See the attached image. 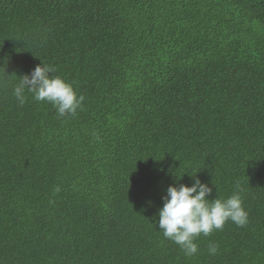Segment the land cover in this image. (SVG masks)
Segmentation results:
<instances>
[{"label": "trees", "instance_id": "16d2710c", "mask_svg": "<svg viewBox=\"0 0 264 264\" xmlns=\"http://www.w3.org/2000/svg\"><path fill=\"white\" fill-rule=\"evenodd\" d=\"M41 62L75 116L16 100ZM194 175L248 223L187 256L156 221ZM0 264H264V0H0Z\"/></svg>", "mask_w": 264, "mask_h": 264}, {"label": "clouds", "instance_id": "9594fccd", "mask_svg": "<svg viewBox=\"0 0 264 264\" xmlns=\"http://www.w3.org/2000/svg\"><path fill=\"white\" fill-rule=\"evenodd\" d=\"M55 72V66L41 62L30 73L21 76L13 88V95L23 105L27 93H31L34 101L50 103L58 117L75 116L78 110H82L85 97L77 94L73 84L53 75ZM190 178V186L179 183L167 187L166 194L161 197L163 206L158 210L156 221L164 238L177 244L187 256L198 252L195 241L200 235L209 236L213 231L222 230L228 221L238 227L248 223V212L243 207L239 191L226 199L216 196L209 200L212 187L201 182L196 175ZM239 187L238 184L237 189ZM55 191L59 192L60 188ZM217 252L218 246L211 244L208 253L215 255Z\"/></svg>", "mask_w": 264, "mask_h": 264}]
</instances>
